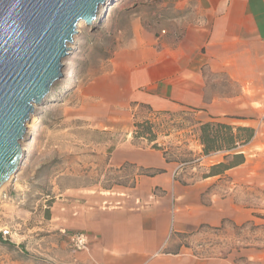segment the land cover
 <instances>
[{
  "label": "crops",
  "instance_id": "1",
  "mask_svg": "<svg viewBox=\"0 0 264 264\" xmlns=\"http://www.w3.org/2000/svg\"><path fill=\"white\" fill-rule=\"evenodd\" d=\"M158 7L163 28L142 10L116 29L118 46L92 94L114 112L110 118L132 120L139 106L154 112L194 109L205 121L234 125L264 116V0H161ZM222 79L239 92L209 89ZM201 157L216 158L214 163L223 158ZM110 165L163 171L136 174L133 186L108 191L99 205L54 202L52 219L87 232L91 240L72 264H228L226 258L198 256L192 245L204 228L251 218L231 187L224 194L210 188L241 165L184 183L162 150L130 138L116 145Z\"/></svg>",
  "mask_w": 264,
  "mask_h": 264
},
{
  "label": "rangeland",
  "instance_id": "2",
  "mask_svg": "<svg viewBox=\"0 0 264 264\" xmlns=\"http://www.w3.org/2000/svg\"><path fill=\"white\" fill-rule=\"evenodd\" d=\"M159 1L114 0L107 14L102 12L93 24L79 23L69 44L71 50L62 61L66 76L53 85L43 104L35 105L21 142L24 163L0 189V264H72L87 251L71 248L69 236L85 231L59 223L56 216L52 219V206L60 199L65 205L67 199L79 206L99 205L108 191H126L133 186L140 169L110 165L116 145L129 138L144 146L154 148L157 143L163 147L176 163V178L184 183L202 180L214 164L216 158L203 160L202 152L199 154L205 114L194 109L154 112L139 106L132 120L111 119L114 112L104 110L92 96L97 78L108 70L118 46L121 23L143 10L164 27ZM209 89L239 92L237 85L224 79L212 81ZM248 118H256L250 120L256 125V134L242 148L247 162L230 176H221L210 188L218 186L224 194L231 187L229 193L237 204L250 208L251 218L240 225L229 222L204 228L202 238L192 245L198 256L226 258L228 264H264V116ZM145 121L157 134L152 143L136 136V124Z\"/></svg>",
  "mask_w": 264,
  "mask_h": 264
},
{
  "label": "water",
  "instance_id": "3",
  "mask_svg": "<svg viewBox=\"0 0 264 264\" xmlns=\"http://www.w3.org/2000/svg\"><path fill=\"white\" fill-rule=\"evenodd\" d=\"M106 0H0V188L23 165L26 123L66 75L63 59Z\"/></svg>",
  "mask_w": 264,
  "mask_h": 264
},
{
  "label": "trees",
  "instance_id": "4",
  "mask_svg": "<svg viewBox=\"0 0 264 264\" xmlns=\"http://www.w3.org/2000/svg\"><path fill=\"white\" fill-rule=\"evenodd\" d=\"M136 136L145 137L150 143L156 141L157 134L153 125L148 121L136 124ZM256 129L248 125H234L217 120L204 121L200 124L199 140L202 145V156H209L221 153V161L212 164L209 172L203 175L204 178L222 175L227 170L242 165L247 157L242 150L255 137ZM153 147L164 152L168 162L173 160L167 157L168 153L159 144L154 143ZM162 169L151 171L150 169L140 168V174L154 175L162 172Z\"/></svg>",
  "mask_w": 264,
  "mask_h": 264
},
{
  "label": "built area",
  "instance_id": "5",
  "mask_svg": "<svg viewBox=\"0 0 264 264\" xmlns=\"http://www.w3.org/2000/svg\"><path fill=\"white\" fill-rule=\"evenodd\" d=\"M90 242H91L90 237L85 232H75L69 236L70 246L75 251L89 249Z\"/></svg>",
  "mask_w": 264,
  "mask_h": 264
},
{
  "label": "bare ground",
  "instance_id": "6",
  "mask_svg": "<svg viewBox=\"0 0 264 264\" xmlns=\"http://www.w3.org/2000/svg\"><path fill=\"white\" fill-rule=\"evenodd\" d=\"M113 2H114V0H106V1L104 2V4L102 5L101 13L104 12V15H106L107 12H108V8H109V6L112 5ZM104 10H105V11H104ZM99 17H100V16H99ZM97 19H98V18H96L95 21H96ZM93 23H94V22H93ZM93 23H92V24H93ZM96 24H97V23H96ZM90 25H91V24H90ZM69 49H70V48H69ZM45 99H46V98H45ZM45 99L43 100L42 104L44 103ZM29 121H30V120H29ZM27 122H28V121H27ZM22 149H23V147H22ZM23 151H24V149H23ZM14 175H15V174H13L12 176H14ZM12 176H11V177H12ZM11 177H10V178H11ZM10 178H9V179H10ZM9 179H8V180H9ZM6 183H7V182H6ZM6 183H5V184H6ZM5 184H4V185H5ZM4 185H3V186H4ZM3 186H2V187H3ZM2 187H1V188H2ZM1 188H0V189H1Z\"/></svg>",
  "mask_w": 264,
  "mask_h": 264
}]
</instances>
